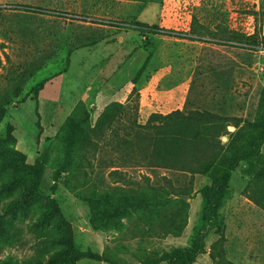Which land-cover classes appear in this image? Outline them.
Returning a JSON list of instances; mask_svg holds the SVG:
<instances>
[{
  "label": "rangeland",
  "instance_id": "374dc122",
  "mask_svg": "<svg viewBox=\"0 0 264 264\" xmlns=\"http://www.w3.org/2000/svg\"><path fill=\"white\" fill-rule=\"evenodd\" d=\"M135 22L154 25L156 35L126 28ZM0 59V264H50L68 239L102 258L76 264H164L160 255L195 239L202 249L192 264H264V142L232 172L213 221L204 220L200 193L207 176L117 167L116 144L155 112L207 110L229 118L230 133L259 121L264 0H0ZM150 92L159 94L151 103ZM114 104L119 118L99 125ZM145 176L152 187L164 176L188 192L181 234L159 228L176 211L171 197L95 230L86 200L143 195L125 181ZM23 194L32 196L25 208L6 212ZM140 219L153 223L149 237Z\"/></svg>",
  "mask_w": 264,
  "mask_h": 264
},
{
  "label": "trees",
  "instance_id": "16d2710c",
  "mask_svg": "<svg viewBox=\"0 0 264 264\" xmlns=\"http://www.w3.org/2000/svg\"><path fill=\"white\" fill-rule=\"evenodd\" d=\"M140 33L156 35L154 25L135 22L128 25ZM163 35L170 34V30H162ZM1 65V59H0ZM43 82L39 83L34 94L42 88ZM118 104L107 107L100 116L99 125L110 126L115 122L122 110ZM110 109H114L110 112ZM119 110V111H118ZM118 111V116L115 114ZM6 109L0 106V121L4 118ZM37 117L38 114H37ZM229 118L213 114L207 110L185 109L174 110L167 114L152 113L143 125L134 124V137L129 139L122 137L117 139V146L122 148L123 154L117 159V167H149L163 170H173L190 175L199 174L207 176L210 184L201 190V196L205 199L204 220L213 221L216 218L217 209L228 187V181L234 170L241 164L250 163L260 153V147L264 142V114L259 121L248 123L244 120V131L241 133L243 142L239 143V133H230L226 127L230 124ZM242 120H236L233 125L238 126ZM38 124V121L36 123ZM130 129V128H129ZM78 126L74 127L77 132ZM227 135V141L221 143L218 138ZM222 152H225L222 154ZM117 173V170L114 171ZM123 178V177H122ZM126 179V178H125ZM162 186H150L149 177H143L142 182L134 183L127 179L125 183L138 186L143 195H120L113 200L108 194L102 193L96 200H86L92 210L90 224L95 230L108 227L107 222L119 225L114 221L116 215L122 216L128 211L141 212L150 203L160 204L172 199L176 211L172 218L163 220L159 228L167 229L166 233L179 236L186 225L188 192L173 187L168 178L161 177ZM149 184V185H148ZM127 196V197H125ZM23 201L13 200L6 206V212L15 213L25 208V202L32 198L31 195H22ZM156 198V199H155ZM102 206V207H101ZM111 207L113 209H111ZM138 225L145 227V235L149 237L153 231V223L150 219H140ZM155 226V225H154ZM163 230V228H161ZM66 246L48 258L50 264H76L81 259L101 261V255L89 251L82 252L75 249L70 240ZM201 239H195L191 245L184 249H174L164 252L159 261L164 264H192L196 256L201 252ZM158 261H146L142 264H155Z\"/></svg>",
  "mask_w": 264,
  "mask_h": 264
},
{
  "label": "crops",
  "instance_id": "0c3cea01",
  "mask_svg": "<svg viewBox=\"0 0 264 264\" xmlns=\"http://www.w3.org/2000/svg\"><path fill=\"white\" fill-rule=\"evenodd\" d=\"M144 90H146V89H143L142 91H140L143 97H144ZM142 92H143V93H142ZM158 95H159V94H157V93H155V92H154V93H153V92H150V96L146 95L147 97L145 98V100H147V101H149V102L151 103V102H153V100H154L155 98L158 97ZM143 101H144V98H143ZM157 102H158V101H157Z\"/></svg>",
  "mask_w": 264,
  "mask_h": 264
}]
</instances>
